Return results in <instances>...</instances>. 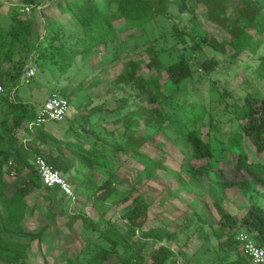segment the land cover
I'll return each instance as SVG.
<instances>
[{"label": "trees", "instance_id": "16d2710c", "mask_svg": "<svg viewBox=\"0 0 264 264\" xmlns=\"http://www.w3.org/2000/svg\"><path fill=\"white\" fill-rule=\"evenodd\" d=\"M50 1L53 2L51 11L58 18L47 19L46 14L41 15L44 22L39 31L35 29L39 18L34 7L43 5V0H19L18 6L9 8V27L0 30V56L4 42L9 41L10 51L17 44L26 55L37 53L40 58L48 57L56 66L55 71L63 75L72 68L77 57L91 61L99 56L100 64L104 65L103 57H108L110 51L118 49L136 31L158 19L172 18L173 6L177 7L179 14H190L192 24L200 23L197 3L191 0ZM228 1L197 0L204 5L206 20L225 32V40L211 36L198 41L174 24L173 36L178 40L174 48L180 54L163 65L162 71L160 57L170 49L162 48L158 51L155 45L157 39L151 40L147 47L139 51V56L149 54L150 61L146 63L150 70L148 78L143 74L145 63L142 64L141 59H126L123 62L122 72L115 79H108L111 86L106 93H114L119 88H130L135 92L130 96L124 94L115 98L116 107L105 110V116L102 117L104 121L109 116H116L112 129L106 124L99 126L92 121V117L110 107L111 102L101 105H95L92 101L86 104L74 102L81 90L87 91L102 85L100 77H96L86 87L81 83L78 90L64 92L67 97H63L69 100L74 110L61 137L46 130L44 125L34 124L36 115L26 105L13 103L9 96L2 97L8 116L0 122V264H50L44 255L39 263V252L44 244L51 245L59 240L54 233L58 229V218H65V226L68 228L81 221L87 231L93 233V238L84 239L82 247L73 250L66 247L61 251L58 256L65 264L177 263L175 250L165 241L173 239V233L178 228H170L164 223L147 226L150 205L140 192L141 186L159 178L161 172L179 177L181 172H185L188 177L195 179L197 184L194 186L183 180L181 189H186L189 194L204 193L201 186L203 180L207 179L210 183L212 178H215L223 192L239 189L249 197L250 206L242 217L222 210V227L213 230V234L225 250L240 252L237 235L243 230L251 235L257 245L264 246V206L256 202L257 199L264 202V97L248 92L240 105L233 101L230 91L224 90L220 95L222 100L218 104L223 105L225 101L226 109L233 111L232 118L239 121L242 136L243 150L235 155L231 164V173L235 174L233 178L227 180L225 177L227 170L224 163L227 158L219 159L212 139L205 141L199 129L186 134L191 145L192 159L208 160L199 167L181 164L180 170L176 171L165 160L151 157L142 149L150 139L148 133L140 134L143 125H155L157 133H164L171 125H178L179 108L191 107L181 88L192 83L199 70L202 71V79L210 77L221 66L219 56L238 61L244 54L257 55L264 46V0H239L238 7L229 6ZM24 7H33L29 17L20 13ZM122 20L124 24L115 25V22ZM124 33H128L127 38H123ZM162 37L167 38L166 32ZM43 41L44 48L38 52ZM206 50L212 53L211 56L206 54ZM258 60L260 63L255 70L264 79V55H260ZM25 64L26 60H21L16 72H9L11 80L23 73ZM162 73L166 75V83L172 87V91L167 92L160 82ZM176 94L183 96V99L173 114H167L164 112V103L167 101L174 104L179 99L175 97ZM81 97L84 99L86 95ZM131 101L137 105L136 108H131L127 114H120L118 110L129 107ZM148 102H157L159 105L149 108ZM32 123L37 129L36 134L28 128ZM23 125L25 131L20 136L18 130ZM211 125H215L212 120ZM43 145L50 146V152L45 153ZM126 153L129 158L135 157L145 162L142 174L135 181L128 183L122 178L115 181L113 174L102 185L92 190L87 188L89 182L86 176L92 177L100 155L119 156ZM36 157L45 158L63 176L74 173L72 183L76 188L88 192L90 199L95 197L107 201L120 190L121 194L114 201L115 206L121 209L119 215L114 214L109 218L101 215L95 220L80 212L68 214L65 205L69 199L62 195L59 188L43 185L34 163ZM75 162L78 164L75 165ZM14 178H23L24 182L9 193ZM34 193H38L43 200L44 205L41 207L48 220L37 231L28 229L25 223L36 211V206H31L28 201ZM54 204L58 209L53 208ZM195 223L196 232H202L203 223L200 220ZM200 239L205 241L209 236L203 235ZM69 240L66 239L68 243L72 239ZM149 241L161 245L145 252ZM33 243H37L38 252L32 254ZM186 245L187 242L181 245L178 251L180 256H186L183 252ZM111 257L116 260L111 261ZM245 258L243 254L232 261L217 257L210 264H252Z\"/></svg>", "mask_w": 264, "mask_h": 264}, {"label": "rangeland", "instance_id": "374dc122", "mask_svg": "<svg viewBox=\"0 0 264 264\" xmlns=\"http://www.w3.org/2000/svg\"><path fill=\"white\" fill-rule=\"evenodd\" d=\"M19 0H0V30L8 29L9 27V8H15L18 6ZM44 4L34 7V10L38 16L36 30H40L44 20L41 15L46 14L47 19L57 20L58 16L51 11L53 2L50 0H43ZM193 3H197V14L199 16L200 23L192 24L190 20V14H179L177 7H172V18H161L156 21L150 22L139 29L133 35V37L126 39L118 49L109 52V56L103 57L104 65L100 64L101 58L99 56L93 58L91 61H83L80 57H77L72 68L63 75L58 74L56 66L46 58L38 57L37 53L26 55L25 52L16 44L9 50V41H5L1 50L0 56V122H2L6 116H8V109L6 103L2 97L9 96L13 103L20 105H26L28 109L33 111L37 116L38 111L42 108L47 99L53 94L60 96H66L64 92H72L78 90V86L84 83V87L87 86L96 77H100L102 85L90 90H81L78 97L75 99V104H86L88 101L94 102L95 105H101L105 102L110 103L111 106L104 109L98 114L92 117V121L99 126L107 125L109 128H113V121L116 120V116H109L106 121L102 119L105 115V110H111L116 107L114 100L125 94L130 96L135 90L130 88H119L114 93H106L111 85L108 84V79H115L119 73L123 70V62L126 59H141L143 65V74L148 78L150 70L146 67V63L150 61L149 54L145 53L139 56V51L147 47L151 40L157 39V50L162 48L170 49L163 53L160 57L161 71L163 65L173 61L178 56L179 51L174 48L178 42L177 38L173 36V25L176 24L179 29L189 32L190 36L196 38L198 41L203 40L204 37H216L218 40H225L227 35L219 27L213 25L206 20V14L204 11V5L197 2V0H191ZM239 0H229L227 4L231 7H238ZM25 8V7H24ZM23 8V9H24ZM30 11L20 13L24 17H29L32 14L33 7H29ZM45 11V13H43ZM124 24V21L115 22V25ZM166 32V37L163 38L162 34ZM43 33V32H42ZM128 33L123 34V38ZM189 37V36H188ZM127 38V37H126ZM44 48V41L39 47V51ZM181 48V47H180ZM179 48V49H180ZM207 55L211 56L212 53L205 51ZM39 54V53H38ZM180 54V53H179ZM264 55V46L253 56L250 54L242 55L238 61H233L228 57L219 56L221 59V66L215 70L210 77H204L202 79V71L199 70L196 73V78L192 83L182 86L181 91L186 93L188 99V105L190 108H179L178 110V125H171V128L164 131V133H157V126L151 125L146 127L142 126L140 134L144 132L148 133L149 141L142 146L145 153L151 157H160L162 160L170 165L174 170L179 171L181 164L188 166L199 167L206 163L208 160L196 161L192 159L191 145L186 138L188 131L200 130L202 132L205 141L212 139V145L216 150V155L219 159L227 158L226 164V179L235 177V174L231 173L232 162L235 155L243 150L242 136L240 134L239 121L233 119V111L226 109V102L223 105L218 104L221 93L224 90H228L232 94L233 101L238 104H242L243 100L248 92L254 95L264 97V79L256 72V68L259 66L258 57ZM36 64V75L30 80L29 83L22 81V74L18 78L10 79L9 72H16L21 60H26V66L29 64L30 59ZM116 61V62H115ZM25 66V68H26ZM23 67V72L25 70ZM160 82L164 85L167 92L172 91V87L166 83L167 78L164 73L161 74ZM216 83V84H213ZM216 85V86H215ZM68 89L67 91H65ZM86 95L83 99L81 96ZM181 95H184L180 93ZM176 94L179 99L174 101V104H169L167 101L164 103V112L167 114H173L183 96ZM149 98V95H147ZM148 107L153 108L159 105V103L148 102ZM136 104L131 101L129 107L118 110L120 114H127L131 111V108L135 109ZM74 108L68 110L64 120L48 121L44 125L45 129L52 132L55 136L61 137L63 131L67 128V121L72 114ZM177 120V118H176ZM211 120L215 125L211 127ZM106 122V123H104ZM216 126V127H215ZM30 132L36 134L35 125L32 123L28 126ZM25 131L23 125L19 130L21 136ZM100 131V130H99ZM178 135L177 137H174ZM113 145V144H112ZM42 150L45 153L50 152L51 147L47 145L42 146ZM78 162H75L77 165ZM145 162L140 161L135 157L129 158L128 153L119 156L100 155L99 164L94 167L92 171V177L87 175L86 181L89 182L87 188L92 190L102 185L108 177L115 175L114 180L122 178L131 183L135 181L143 172ZM91 173V172H89ZM181 177L172 175L169 173L161 172L159 178L146 182L140 188V192L144 194L146 201L149 203L150 208L148 211V223L147 226H154L160 223H164L170 228H178L173 233L174 238L170 241L166 240L168 244L177 255V263L174 264H210L217 257H223L225 260H236L238 255H242V249L240 252L225 250L220 247V241L216 239L213 234V230L221 228V218L223 215L222 210L242 217L250 206L249 197L244 195L239 189L233 188L223 192L222 188L216 183L215 178L203 180L201 186L204 189V193L201 194H189L186 189L182 190L183 180L187 181L190 186L197 184V181L191 177H188L185 172L180 173ZM71 184L74 192V198H68L66 202L65 210L68 214H74L80 212L92 219L97 220L99 216L105 215L107 218L120 212V208L115 206L114 201L118 199L121 194L119 190L115 195L110 197L107 201L97 200L95 197L83 190V188H76L72 183V179L75 178V174L64 176ZM24 182L23 178H14L12 184L9 187V193H12L14 189ZM117 185V184H116ZM66 197L64 194H62ZM197 200V201H196ZM31 206H36L35 214L29 216L26 220V226L28 229L37 231L39 228L48 223L45 218V212L41 207L44 205L43 200L39 197L38 193L32 194L29 199ZM257 204L264 206V202L260 199L256 200ZM56 208V205H53ZM181 220V221H179ZM201 221L203 223L202 232H196L197 224L195 222ZM66 219L58 218V229H55V235H58L59 240L54 241L51 245L44 244L39 263L42 262V255H44L50 264H65V262L59 258V254L63 249L68 247L69 249H75L76 247H82L84 245V239L93 238V233L87 231L86 225H83L81 221L74 224L72 228L65 226ZM179 224V225H178ZM244 231V230H243ZM242 231V232H243ZM208 235L209 239L202 240L201 236ZM192 236V237H191ZM72 239L70 243L66 239ZM200 239V240H199ZM187 242L183 252L186 256H180L178 251L183 243ZM161 244L153 243L149 241L148 247L145 249L147 252L149 249H157ZM38 252L37 243H33L31 253ZM111 261H115V257L110 258ZM246 259V258H245ZM247 262L248 259H247ZM146 264H151L150 262Z\"/></svg>", "mask_w": 264, "mask_h": 264}, {"label": "built area", "instance_id": "2783aa9c", "mask_svg": "<svg viewBox=\"0 0 264 264\" xmlns=\"http://www.w3.org/2000/svg\"><path fill=\"white\" fill-rule=\"evenodd\" d=\"M30 11L29 7H25L21 12ZM36 64L30 59L29 64L26 66L22 81L29 83L30 80L36 75ZM70 107V102L66 97L58 94H53L44 103L42 108L38 111L36 121L34 124L43 125L48 121H62L65 119ZM36 168L40 174L43 185L48 188H59L61 193L68 198H74L75 192L62 175V173L55 169L43 157H36L34 160ZM237 241L240 244L243 255L252 262V264H264V246L257 245L252 239L251 235L246 231H241L237 235Z\"/></svg>", "mask_w": 264, "mask_h": 264}]
</instances>
